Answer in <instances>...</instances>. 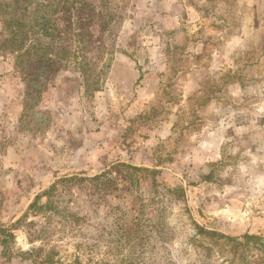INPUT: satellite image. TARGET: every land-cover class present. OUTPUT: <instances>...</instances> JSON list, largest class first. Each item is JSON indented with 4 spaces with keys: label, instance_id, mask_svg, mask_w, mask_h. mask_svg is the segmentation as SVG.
I'll use <instances>...</instances> for the list:
<instances>
[{
    "label": "rangeland",
    "instance_id": "rangeland-1",
    "mask_svg": "<svg viewBox=\"0 0 264 264\" xmlns=\"http://www.w3.org/2000/svg\"><path fill=\"white\" fill-rule=\"evenodd\" d=\"M115 47L99 89L63 70L36 101L0 49V264H264L257 246L198 226L264 242V0H130ZM116 162L158 169L186 196L156 216L149 190L130 214L132 197L86 189L79 225L29 213L12 226L57 179Z\"/></svg>",
    "mask_w": 264,
    "mask_h": 264
},
{
    "label": "trees",
    "instance_id": "trees-1",
    "mask_svg": "<svg viewBox=\"0 0 264 264\" xmlns=\"http://www.w3.org/2000/svg\"><path fill=\"white\" fill-rule=\"evenodd\" d=\"M129 5L130 0H0V49L13 55L15 67L26 83L27 93L35 101L51 83L52 74L63 70L74 73L67 79L70 84L85 86L87 90L99 89L100 62L105 55L113 59L116 39ZM158 174L155 168L116 162L93 176L61 177L38 194L25 214L12 226L22 223L29 213L46 216L47 223L61 217L66 222L79 225L80 220L86 217L74 213L72 203L86 189L103 193L104 199L109 196L132 197V207L127 209L130 214L140 205L142 191L149 190L152 195L151 212L158 216V205L165 201V196H186L184 187L162 185ZM44 197L46 201L41 202ZM101 200L97 199L96 203H101ZM117 210L121 212L124 209L118 206ZM141 225L138 216L128 220L130 238H135L133 234ZM198 226L200 234L217 240L236 241L237 244H252L264 254L262 236L246 233L234 237ZM41 230L44 232L46 228ZM8 231L4 243L14 238V234ZM47 262L55 263L52 256Z\"/></svg>",
    "mask_w": 264,
    "mask_h": 264
}]
</instances>
